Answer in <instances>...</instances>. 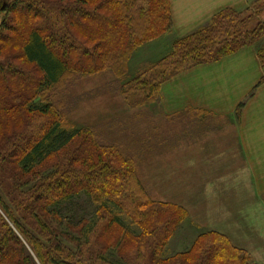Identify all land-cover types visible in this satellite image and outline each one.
<instances>
[{
	"label": "trees",
	"instance_id": "16d2710c",
	"mask_svg": "<svg viewBox=\"0 0 264 264\" xmlns=\"http://www.w3.org/2000/svg\"><path fill=\"white\" fill-rule=\"evenodd\" d=\"M262 1L252 4L260 6ZM247 9L226 8L207 24L178 38L165 57L122 86L129 106L139 107L146 100L160 99L161 85L183 71L253 45L254 38L262 32L251 23L253 12ZM4 11L16 14V19L6 17L0 25V139L16 133L24 139L15 151L16 167L25 176L32 175L22 180L23 189L34 179L35 172L49 166L51 158H55L56 165L64 163L60 176L54 174L47 179L42 176L28 192H23L26 201L17 205L24 220L29 215L35 217L34 225L40 227L42 235L38 237L31 229L27 230L16 212L3 204L40 264H101L98 261L106 260L102 252L94 248L93 253H88L87 245L96 247L102 235L117 247L106 250L111 248L117 253L130 246L140 256L143 247L150 245L153 264H250L244 250L227 235L215 231L200 235L186 253L162 257L168 239L187 214L184 208L149 197L134 161L114 146L101 145L91 134L70 132L61 122L62 111L52 100L55 87L68 76L83 77L105 71L116 77L124 76L136 49L171 31L170 1L13 0ZM28 14L32 21L27 19ZM83 20H92L94 24ZM20 21L24 23L16 27V36L5 35L12 33L11 23ZM5 46L19 52L21 62L15 60L16 53L4 55ZM257 52L264 70V47L257 48ZM25 64L33 65L37 74ZM36 96L45 102L43 106L33 102ZM13 127L16 129L10 131ZM62 156L68 159L60 161ZM82 188L99 203L103 223L99 227L89 226L90 223L70 226L65 238L75 243L77 253L73 254L59 241L60 234H55L58 228L53 217L51 225L40 214L54 212L59 216V204L75 197ZM109 202L132 219L141 230L140 236L128 232L117 215L105 211ZM0 264H38L1 215Z\"/></svg>",
	"mask_w": 264,
	"mask_h": 264
},
{
	"label": "crops",
	"instance_id": "0c3cea01",
	"mask_svg": "<svg viewBox=\"0 0 264 264\" xmlns=\"http://www.w3.org/2000/svg\"><path fill=\"white\" fill-rule=\"evenodd\" d=\"M169 1L171 33L183 37L222 10L241 11L256 0ZM263 75L257 47L248 45L183 71L160 89L159 112L170 132L177 128V170L191 174L178 182L177 194L193 196L194 228L227 235L250 264H264ZM153 190L162 193L158 185ZM199 196L206 202H196Z\"/></svg>",
	"mask_w": 264,
	"mask_h": 264
},
{
	"label": "rangeland",
	"instance_id": "374dc122",
	"mask_svg": "<svg viewBox=\"0 0 264 264\" xmlns=\"http://www.w3.org/2000/svg\"><path fill=\"white\" fill-rule=\"evenodd\" d=\"M12 1L13 0H0V25L4 22L6 17L16 19V14L14 15L4 11L6 5ZM262 2L260 6L258 5L259 7L254 4L247 7L253 12V20L251 23L254 25L256 24L257 28H260V32H262L259 37L254 38L255 41L253 45L257 48L264 47V10L262 11L264 0ZM257 7L259 8L258 11ZM29 16H31V14L26 15L27 19L32 21L33 17L29 18ZM254 17L256 20L258 19L260 23L256 21ZM82 22L89 24L93 23L92 20H83ZM23 23V21H20V24L11 23L12 33L6 32L5 35L8 37L16 36V27L23 26ZM178 38L180 37L174 36L171 31H169L136 49L131 55L124 76L116 77L110 71L83 77L72 75L66 77L55 87L52 93V100L63 113L61 122L64 126L69 128L70 132L80 130L83 135L89 136V134H91L94 136L101 145L118 148L123 155L134 161L138 177L143 183L149 197L159 203L170 202L184 208L187 214L176 226V229L163 248L164 253L162 257L164 258L173 257L190 251L195 243L192 242L194 237L197 235L199 237L206 232L200 233L198 229L194 228L195 215L193 207L195 205L193 203V196L177 194L179 187L178 182L181 180V184L183 182L185 183L187 181L185 179L186 174L187 176H191V174H182L177 170L178 165L175 162L177 159L175 138L177 128L173 127L170 132V126L167 125L170 121L159 112L160 99L146 100L148 102L143 106L131 107L124 99L121 88L125 84L131 82L139 73L165 57ZM2 53L4 55H13L16 53V56H14L15 60L21 62L20 59H18L20 58L19 52H13L10 46H5ZM25 65L32 70L31 72L37 74V69L33 65ZM136 100H138V98ZM33 102L39 106L45 104L40 96H36ZM173 125L174 124L171 126ZM15 129L16 127H13L10 131ZM10 131H6V134L11 135ZM19 135L20 133H16L8 138L0 139V195L3 199L2 203H0V215L26 245L31 255L34 257V260L40 264L35 254L31 251L24 234L14 225V222L6 214L3 204H6V206H9V208L16 212L15 214L19 217L21 224L25 226L27 230L31 229L38 237L42 235L40 227L34 225L35 217L29 215L28 218L24 220L22 211H20L17 205L19 201L23 202L25 200V194L23 192H28V189L36 184L42 176L46 179L50 176L54 177V174L60 176V172L64 168V163L56 165L57 162L55 158H51L48 163L49 166L42 169L40 168L38 173L35 172L36 176L34 179L29 181V186L28 184L24 185L25 188L23 189L21 187L23 185L22 180L28 179L32 177V175H28V177L25 176L15 164L17 155L15 151L20 149L19 144L24 140L23 137L19 138ZM64 159H68V156H62L60 161ZM156 185H158L160 189L158 192H162L160 195L158 193L155 195L152 194L155 192L153 187ZM170 192L173 194H170ZM194 198H196V202H200V199L206 202L207 199V197L201 196ZM105 207V211H111V213L119 217L121 223L128 232H133L136 236H140L141 230L136 224L132 223V219L127 214L122 213L120 209L111 202L107 203ZM99 208V203L89 196L85 188H82L80 193L75 197L59 204L57 208L59 209V216L54 215V212L51 214L42 213L40 215L48 219L51 225H53V217L54 225L58 229L56 228L57 231H55L54 226H51V229L55 231V234H60L59 241L62 242L64 248L68 252L72 251L73 254H76L77 249L75 243L66 240L65 233L68 234L71 231L70 226L74 224L84 225L87 223L89 225L90 223L89 226L99 227L103 223L102 212H98ZM198 213L203 215L201 212ZM26 215L27 212L25 218ZM98 218H100L99 221H97ZM74 235L77 237V234ZM84 239L85 238H83V241H85ZM96 244V247L87 245V250L88 253H93L94 248H96L97 251L102 252L104 255L103 259L106 260H104L105 262L98 261V263L153 264V258L151 256L152 249L148 244L143 247V252L140 256H136L137 252L133 251L130 246L126 247L124 251L120 252L118 250V253L111 248H109L110 250H106V248L110 246L115 249H117V247L114 246V243H109L104 235L97 239ZM75 259L79 258L75 257Z\"/></svg>",
	"mask_w": 264,
	"mask_h": 264
}]
</instances>
